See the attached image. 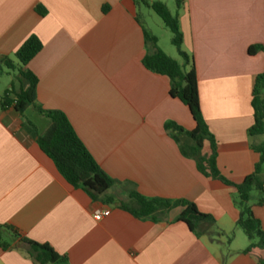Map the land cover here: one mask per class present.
I'll return each instance as SVG.
<instances>
[{
    "label": "crops",
    "instance_id": "1",
    "mask_svg": "<svg viewBox=\"0 0 264 264\" xmlns=\"http://www.w3.org/2000/svg\"><path fill=\"white\" fill-rule=\"evenodd\" d=\"M175 14L217 166L240 184L259 162L251 143L264 142L247 135L253 84L264 71V53H249L264 48V0H183ZM141 16L136 0H0V70L4 58L37 37L42 50L27 69L38 79V104L62 112L105 174L125 184L109 192L112 203L92 200L64 180L24 127L27 119L44 133L50 121L33 108L23 118L0 104V226L50 246L67 264H262L261 252L244 253L250 243L236 227V189L202 175L165 129L168 122L189 131L196 124L170 96L169 79L144 66L153 52L145 32L159 39ZM133 191L194 203L215 218L222 236L197 237L177 220L183 208L156 221L134 217L120 208ZM106 209L111 215L96 221ZM253 213L264 229V206ZM0 264L34 263L23 249L0 247Z\"/></svg>",
    "mask_w": 264,
    "mask_h": 264
},
{
    "label": "trees",
    "instance_id": "2",
    "mask_svg": "<svg viewBox=\"0 0 264 264\" xmlns=\"http://www.w3.org/2000/svg\"><path fill=\"white\" fill-rule=\"evenodd\" d=\"M149 7L172 33V44L178 50L183 63L168 57L159 47L157 39L145 32L146 43L152 45L153 52L146 55L143 64L154 74L165 76L170 81V96L180 100L189 110L196 127L186 130L174 122L165 125L166 131L178 144L185 158L195 161L198 171L207 178L218 180L237 191L236 203L239 207V218L236 227L243 232L249 241L245 254L254 255L261 252V263L264 264V229L254 216V207L264 206V142L251 143L252 150L259 155V162L253 172L242 183L236 184L226 179L217 166V143L209 130L200 106L198 79L194 60L184 52L183 34L177 14H172L169 8L161 2L152 5L144 0H136ZM183 0H176L177 9H181ZM107 8H104V12ZM42 50V44L35 36L30 37L15 53L13 59L4 58L2 64L9 70H18L19 86L13 82L11 88L0 98L3 110L13 108L23 118L29 108L50 121L49 128L39 133L37 127L25 120L24 127L36 138L42 152L55 164L64 180L77 189L84 190L92 200L106 198L113 202L109 192L115 186L125 185L111 179L99 167L90 153L77 137L68 118L58 111L44 110L37 102L38 79L28 69V63ZM263 52L261 46L251 47L250 55ZM251 105L254 113V124L248 129L250 142L264 138V71L254 81ZM208 147L209 151L205 152ZM257 192L255 203L251 204L252 193ZM120 208L138 219L150 218L158 220V215L168 213L174 208H183L178 221L185 223L197 237L212 235L222 236L216 227L212 215L200 212L197 206L186 200H164L146 198L136 192H131L129 202H121ZM0 247L3 251L23 249L34 264H67L66 258L59 256L50 246L39 244L23 237L12 226H0Z\"/></svg>",
    "mask_w": 264,
    "mask_h": 264
},
{
    "label": "rangeland",
    "instance_id": "3",
    "mask_svg": "<svg viewBox=\"0 0 264 264\" xmlns=\"http://www.w3.org/2000/svg\"><path fill=\"white\" fill-rule=\"evenodd\" d=\"M167 5L172 14H175L177 9L175 5V0H163ZM141 18L143 23L150 28L153 33L158 37L159 43L158 47L170 58L178 61L180 64L183 63L181 57L179 56L178 50L172 44V33L164 25L162 20L151 10L145 7L144 4L139 3ZM15 60V59H13ZM18 70H9L7 67L3 66L0 70V98L4 95V92L9 88L11 82L15 80L16 86H19ZM264 139V138H262ZM207 149H205L206 152ZM257 192L252 193L251 204L255 203ZM242 238L245 240L246 236L240 231Z\"/></svg>",
    "mask_w": 264,
    "mask_h": 264
},
{
    "label": "built area",
    "instance_id": "4",
    "mask_svg": "<svg viewBox=\"0 0 264 264\" xmlns=\"http://www.w3.org/2000/svg\"><path fill=\"white\" fill-rule=\"evenodd\" d=\"M111 215L110 209H106L104 211H98L94 214V219L96 221H102L104 218H107Z\"/></svg>",
    "mask_w": 264,
    "mask_h": 264
}]
</instances>
